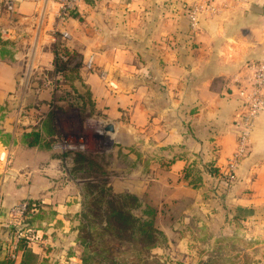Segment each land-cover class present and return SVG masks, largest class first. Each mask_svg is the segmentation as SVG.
Instances as JSON below:
<instances>
[{"label": "crops", "instance_id": "1", "mask_svg": "<svg viewBox=\"0 0 264 264\" xmlns=\"http://www.w3.org/2000/svg\"><path fill=\"white\" fill-rule=\"evenodd\" d=\"M199 1H86L64 24L52 0H19L13 14L0 11V230L8 232L10 208L39 202L40 218L25 230L33 264H82L84 187L91 181L115 188L90 175H109L116 166L75 149L83 148L81 138L74 148L65 145L73 134L108 139L110 148H139V191L146 193L148 181L186 189L202 203L214 238L235 219L255 227L249 232L255 239L264 237V111L246 155L232 163L253 67L264 60V3L258 14L214 0L216 11L200 15L192 29L187 10ZM64 31V47L80 65L62 80L54 58ZM107 123H114L113 134L102 132ZM131 152L123 151L125 172L132 170ZM197 159L215 160L220 172L232 163L236 183L222 193L207 190ZM188 167L193 174L185 179ZM129 174L115 180L125 186L121 192L134 183ZM6 242L0 240V264Z\"/></svg>", "mask_w": 264, "mask_h": 264}, {"label": "rangeland", "instance_id": "2", "mask_svg": "<svg viewBox=\"0 0 264 264\" xmlns=\"http://www.w3.org/2000/svg\"><path fill=\"white\" fill-rule=\"evenodd\" d=\"M61 123L64 124V121L61 120ZM80 138L81 143L79 145L83 148L75 149L87 152V154L92 155L102 164H106L108 159L109 164L116 166L109 175L103 171L94 175L91 174L90 177L92 179L97 180V182L103 180L105 184L108 181L111 183L112 180V184L114 182L115 185V188L111 187L112 191L119 194L124 193L121 190L125 186L118 183L116 186L115 180H123L125 179L124 177L131 175L129 173H134V178H132L134 183L128 186L131 189L129 192L126 191V193L135 194L146 204L150 202L158 205L160 210L158 226L165 233L167 242L164 246L153 249L151 253L160 258L161 261L169 264H214V262L217 264H264V237L259 235L255 239L254 235L252 237L249 234L252 229L254 234L256 233L255 227H250L249 223L239 222L235 219L234 227L231 230L222 233L220 237L214 238L212 230L205 224V220L208 221V219L203 215L202 203L191 194L188 195L186 189L179 188L180 186L151 184L148 181V184H150L146 185V193L139 191L141 181V178L137 175L140 163L139 148H110L108 139H95L89 134L67 136L64 138V143L74 148L78 146L76 140ZM61 144H63V139ZM93 146L97 147L92 148ZM125 150L132 151V158L128 160V164L131 165L130 169H132L130 172L123 170V151ZM234 154L232 163L235 160ZM154 157L155 153L151 157L155 163ZM196 161L201 174L208 180L205 182L207 190L213 189L214 193H222V190L227 191L236 183L232 163L224 171L220 172L215 165V160L197 159ZM85 174L83 175L85 176ZM155 176L152 173L149 177L154 179ZM163 176L165 177V175ZM142 181L144 183V180ZM188 205L192 206V210L188 209ZM257 231L259 232L260 228Z\"/></svg>", "mask_w": 264, "mask_h": 264}, {"label": "trees", "instance_id": "3", "mask_svg": "<svg viewBox=\"0 0 264 264\" xmlns=\"http://www.w3.org/2000/svg\"><path fill=\"white\" fill-rule=\"evenodd\" d=\"M57 37L54 58L56 76L65 80L69 79L67 73L76 71L80 63L70 58L64 47L63 34L62 42L61 34ZM192 174L193 169L188 167L184 171V178ZM197 178L191 182L194 187L199 182ZM84 191L77 227L82 264H169L151 253L154 248L164 246L167 242L165 233L158 226V205L150 202L146 204L135 194L114 193L109 186L91 181L86 183ZM30 210L38 212L32 218H26L23 229L18 227L19 231L40 218L42 209L39 202L29 201L27 212ZM28 241L27 237H21L13 251L15 257L7 253L1 263L15 264L16 257L21 255L22 264H33L35 256L28 248ZM6 244L8 247L9 243Z\"/></svg>", "mask_w": 264, "mask_h": 264}, {"label": "built area", "instance_id": "4", "mask_svg": "<svg viewBox=\"0 0 264 264\" xmlns=\"http://www.w3.org/2000/svg\"><path fill=\"white\" fill-rule=\"evenodd\" d=\"M19 0H0V11L5 12L7 15L14 13ZM59 6L58 19L61 24H64L66 20L72 16L79 8L80 5L86 1L93 0H52ZM214 0H203L196 2L190 6L187 10V16L190 20L192 29H195L198 25L199 16L208 13L215 12ZM240 4L243 7L250 6L251 4H263L264 0H231ZM0 34L2 31L0 30ZM64 38H69L68 32H62ZM92 58L87 60L84 64V68L87 70L92 69ZM253 83L254 88L248 94L245 100L244 111L237 122L238 137L235 151V161L246 155L250 137L254 127V120L264 111V60L256 63L253 67ZM28 210V202H22L10 208V221L7 225L9 232V240L7 241L8 247L7 253L11 257H15L13 251L16 248L17 242L21 237L31 238L25 233L26 228L23 231H19L18 227L22 226L28 214L32 212Z\"/></svg>", "mask_w": 264, "mask_h": 264}, {"label": "water", "instance_id": "5", "mask_svg": "<svg viewBox=\"0 0 264 264\" xmlns=\"http://www.w3.org/2000/svg\"><path fill=\"white\" fill-rule=\"evenodd\" d=\"M248 10L254 13H258L261 14L263 12V6L259 5V4H251L248 7ZM75 87L78 90L79 93L84 92V87L83 84L80 80H77L75 82ZM102 132L104 133H109V134H113L115 132V125L114 123H107L102 127ZM19 229H23V226H20ZM8 232H5V229L2 228L0 230V240L2 241H8Z\"/></svg>", "mask_w": 264, "mask_h": 264}]
</instances>
